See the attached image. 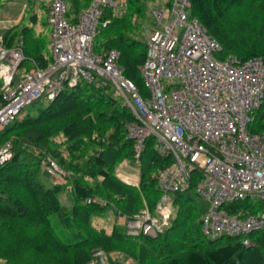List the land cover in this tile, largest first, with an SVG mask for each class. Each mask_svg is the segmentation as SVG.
I'll use <instances>...</instances> for the list:
<instances>
[{
    "label": "trees",
    "instance_id": "16d2710c",
    "mask_svg": "<svg viewBox=\"0 0 264 264\" xmlns=\"http://www.w3.org/2000/svg\"><path fill=\"white\" fill-rule=\"evenodd\" d=\"M52 1L40 8L43 15H35L29 7L18 23L3 30L6 46L23 41L26 57L18 71L23 65L26 71L53 61ZM66 1L67 17L77 22L93 0L83 6L80 0ZM151 1L173 0H126L121 12L105 7L94 37L96 52L120 51L124 73L142 95L149 92L141 67L147 58L149 28L154 25L147 14ZM189 11L220 41V56L264 58V0H191ZM106 19L109 22L104 24ZM27 60L34 64H26ZM2 86L0 79V107L5 103ZM33 106L0 131V145L9 141L13 151L0 164V238L7 241L0 251L2 264H264V227L215 238L204 231L208 202L196 190L199 170L193 171L189 187L172 194L175 209L162 231L127 232L126 221L119 222L118 216L128 219L146 205L154 211L162 197L159 172L175 158L160 152L154 135L147 138L140 157L135 156V140L127 125L136 116L114 87L81 80ZM248 129L264 132V100ZM47 157L64 170L65 181L47 171ZM125 159L139 164L138 185L118 176L117 167ZM43 172L53 178L52 185ZM69 187L72 205L60 196ZM226 207L245 216L262 210L264 203L243 198ZM106 220H112L110 228Z\"/></svg>",
    "mask_w": 264,
    "mask_h": 264
},
{
    "label": "built area",
    "instance_id": "2783aa9c",
    "mask_svg": "<svg viewBox=\"0 0 264 264\" xmlns=\"http://www.w3.org/2000/svg\"><path fill=\"white\" fill-rule=\"evenodd\" d=\"M190 5L191 0H173L147 9L154 25L149 28L147 58L141 67L146 95L125 75L118 49L105 54L94 50L104 8L121 12L126 0H93L77 22L67 17L66 0H53L49 9L53 61L21 75L18 67L26 57L23 41L8 47L0 37L5 99L0 131L28 105L53 99L66 85L87 80L98 87H114L132 108L136 117L127 127L137 158L151 135L156 136L160 152L174 155V161L159 172L162 197L154 211L147 208L125 218L132 235H157L164 229L172 213L171 195L189 187L194 170L201 172L196 190L208 202L203 227L210 237L248 234L264 227V208L240 216L226 207L243 198L264 203V132L248 129L264 100V58L220 56V41L190 15ZM12 154L11 142L0 145V164ZM44 166L55 176L65 174L51 157ZM98 254L105 258L103 251Z\"/></svg>",
    "mask_w": 264,
    "mask_h": 264
},
{
    "label": "rangeland",
    "instance_id": "374dc122",
    "mask_svg": "<svg viewBox=\"0 0 264 264\" xmlns=\"http://www.w3.org/2000/svg\"><path fill=\"white\" fill-rule=\"evenodd\" d=\"M4 1H5V4L3 5L2 2H4ZM4 1L0 0V37H3L2 34H3V30L5 29V26L13 25V24H16L17 22H19L22 19L23 15L25 13V10H28L29 7L31 8L30 10H32L35 15L41 16V15H43L42 14L43 10L40 8L45 7L49 2V0H4ZM80 3L83 6L84 4H86V0H80ZM154 3H157V2H154V1L149 2L148 7H149V5L154 4ZM26 23H28L27 18L24 21V24H26ZM26 64H34V63L32 60H27ZM25 68H28L27 65L26 66L23 65L22 67H20L19 71H18V75H21L24 72L23 70H25ZM25 110L26 111L27 110H34L33 104L28 105ZM130 163H131V168H132L131 172L133 169L135 171H139L140 168H139V164L137 162L130 161ZM120 165H121V163L119 164V166ZM42 175H43V178L46 179L49 184L52 185L54 183L53 178H51V176L48 173L43 172ZM56 177H58V176H56ZM56 179L57 180H63L64 178L59 176ZM67 193L70 194L69 188L64 190L61 193V195H60L61 199L64 203L72 205L73 198H70V200H69L68 198L70 197V195L67 198L66 197ZM171 197H172V195H171ZM147 208H148L147 205L144 206V209H147ZM174 209H175V206H174L173 201H172V210H174ZM111 224L112 223L109 222V223H107V226L110 228ZM6 243H7V241L5 239L0 238V251L5 250L4 247L6 246ZM3 245H5V246H3ZM4 261H5L4 259L0 258V264H2Z\"/></svg>",
    "mask_w": 264,
    "mask_h": 264
},
{
    "label": "crops",
    "instance_id": "0c3cea01",
    "mask_svg": "<svg viewBox=\"0 0 264 264\" xmlns=\"http://www.w3.org/2000/svg\"><path fill=\"white\" fill-rule=\"evenodd\" d=\"M18 23V22H17ZM131 163L129 159H125L121 165L119 167H117V174L118 176H120L124 181L128 182V183H132V184H139L141 176H140V169L139 171H135L134 169L131 172ZM138 172V173H137ZM59 181H65V180H59ZM71 187H69V191H70ZM66 197H69V194H66ZM69 199V198H68ZM70 200V199H69ZM118 221L119 222H124L125 221V217L124 216H118ZM111 222L112 220H106L105 221V225H107V223Z\"/></svg>",
    "mask_w": 264,
    "mask_h": 264
}]
</instances>
